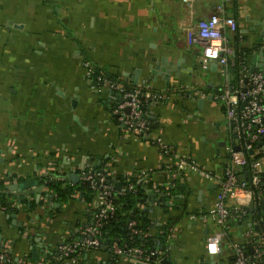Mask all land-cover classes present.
<instances>
[{
    "label": "crops",
    "instance_id": "obj_1",
    "mask_svg": "<svg viewBox=\"0 0 264 264\" xmlns=\"http://www.w3.org/2000/svg\"><path fill=\"white\" fill-rule=\"evenodd\" d=\"M222 3L238 21V30L226 33L230 60L238 52L249 69L264 62V46L259 54L253 47L263 28L256 21L264 20V0H0V180L8 185L41 177L50 167L61 176L80 175L83 168L110 162L117 175L145 170L164 184L165 156L118 124L112 115L115 95L107 86L92 87L84 63L132 85L136 77L138 84L150 80L155 90L169 93L147 109L152 134L211 174H184L191 188L186 213L180 201L161 203L158 195L149 196L153 223H176L169 242L173 264H233L232 244L249 247L246 224L229 219L220 249L212 253L207 245L218 227L202 214L213 205L231 161L227 147L237 146L225 105L214 97L232 81L234 70L214 61L204 68L203 48L187 42V28ZM163 59L171 64L170 82L163 70L152 72L166 67ZM252 155L264 172V144ZM227 202L236 205V199ZM98 205L97 196L92 202L75 196L62 206L50 200L33 210L21 204L0 215V237L14 264H134L105 248H85L74 260L58 257L61 245L83 241L80 230L92 223ZM262 205L264 210V190ZM246 206L253 207L251 201ZM256 219L248 217V226Z\"/></svg>",
    "mask_w": 264,
    "mask_h": 264
},
{
    "label": "built area",
    "instance_id": "obj_2",
    "mask_svg": "<svg viewBox=\"0 0 264 264\" xmlns=\"http://www.w3.org/2000/svg\"><path fill=\"white\" fill-rule=\"evenodd\" d=\"M182 1L190 4L194 0ZM217 9L218 11L208 18L199 20L195 27L187 28L188 44L203 48L204 68L208 67V61H214L227 67L233 53L226 33L238 30L237 18L227 14L223 3L219 4ZM84 65L87 77L95 90L101 91L107 86L113 94L115 93L112 115L126 133L149 140L165 156L160 169L166 173L167 182L162 185L155 183L151 173L145 170L137 173L136 182L152 181V189L149 191L158 195L163 187L167 191L169 190L171 177L184 175L187 171L206 177L211 176L195 159L177 154L161 136L152 134L153 127L145 105L150 101H165L169 98V93L155 90L150 80H144L141 84L136 85L135 89L129 90L122 80L107 78L104 69L92 65L89 61H85ZM102 82L105 83L102 84ZM214 97L225 105L228 126L234 135L235 144L240 147L239 150H235L233 145L227 147L231 161L218 181V191L213 205L208 212L202 214V218H209L218 227V231L210 238L207 246L209 248L210 244H216L217 251H219L222 238L227 233L229 219H241L245 215V209L248 208L246 204L249 201L253 207L262 204L263 190L255 191L256 188H259L261 181H264V178L262 179L264 172L260 161L254 160L250 163L251 184L255 189L250 187L246 180L241 179L238 173L248 164L249 151L255 149L260 138L264 135V72L261 70L252 71L243 65L239 71L238 82L236 84L229 82ZM127 108L130 110L127 111ZM51 170L53 167L45 170L44 173L47 174ZM80 175V180L88 181L94 188L99 189V193L96 195L99 198V205L92 218V223L80 230L84 242L61 245L58 257L74 260L81 255L85 248H106L113 255L133 263L166 264L163 261L170 258L169 244L163 250L146 251L137 246L123 247L117 239L109 245L101 240V228L115 211L114 197L118 192L135 189V185L130 179L133 172L125 174L128 185H122L120 190H117L115 185V182L120 179L116 176V171L110 162H106L98 170L83 168ZM57 177L65 179L63 176ZM74 196L79 197L80 194L77 192ZM229 198L236 199L234 208L229 206L227 202ZM44 199L47 201V198ZM148 202H150L148 199L144 202L140 201L139 205L144 207ZM259 222L264 227V218L256 219V224ZM130 225L134 227L136 221L132 220ZM134 231L135 233L139 232L137 229ZM169 231L168 241H171L177 231L176 225L171 226ZM145 235H149V233ZM246 236L250 241L251 249L246 250L242 245L233 243V264H262L264 261V232L258 233L250 227L246 229ZM8 249L9 246L6 245L4 253L0 254V264L4 259H7Z\"/></svg>",
    "mask_w": 264,
    "mask_h": 264
},
{
    "label": "trees",
    "instance_id": "obj_3",
    "mask_svg": "<svg viewBox=\"0 0 264 264\" xmlns=\"http://www.w3.org/2000/svg\"><path fill=\"white\" fill-rule=\"evenodd\" d=\"M232 60V61H231ZM229 60V65L234 70V76L231 81V84H236L239 78V71L245 63L241 60L238 52L235 53L234 58ZM107 78L117 79V77L105 70ZM122 81L125 83L126 88L129 90L135 89V85L127 83L124 79ZM105 82H102L104 84ZM115 94V93H114ZM158 101H150L145 105V110L147 111L148 107L153 103ZM152 127L154 125L152 123ZM258 157L248 153V164H246L242 170L238 173L241 179H244L248 182L249 186L253 187L251 184L250 178V163L254 160H257ZM108 161V159H106ZM114 167V164H113ZM101 166H96L95 169H99ZM246 171V176L244 172ZM139 171L133 172L131 176V181L135 185V189L125 190L123 192H118L113 199L115 206V211L113 215L103 224L101 228V240L106 245H109L113 240L117 239L121 246H137L146 251L153 250H163L168 247L170 241H168L169 228L173 225H176L175 221H167L166 223L155 225L153 223L154 211L150 209L149 204L146 203L144 207L139 205L141 199L149 197V190L152 189V181H143L142 183L136 182V175ZM57 176H61L59 169L51 170L47 174L42 175L46 188L49 190L53 197L50 198L46 196V192L43 193V197L47 198V201L43 199L40 202L35 200H23L22 204L27 207L28 210L35 209L38 205L47 204L50 200L57 201L61 206L65 204L70 198L75 197L74 195L78 192L80 198L86 200L87 202H92L96 195L99 193V189L93 187L88 181L80 180L77 184L72 183L67 178L60 179ZM122 185H128L127 177L124 174L116 175ZM152 176V175H151ZM112 178V177H111ZM264 176L262 177V179ZM14 179V176L10 178ZM168 180V179H167ZM7 187L4 179L0 180V215L7 214V212H13L17 210L13 199L10 198L8 194L4 191ZM264 190V181H261L259 188H256L255 191ZM191 195V188L189 187L187 179L184 175H177L176 177L170 178V188L167 191L164 187L161 189V192L158 194L159 202H166L168 198H173L175 201H180V208L183 212H187L188 199ZM173 201V203H175ZM164 206V205H163ZM263 205L259 204L254 207L251 211L249 208L245 209V215L241 219H234L239 222V224H246V229L253 228L256 232H264V227L259 223L253 224V226H248L247 220L248 217L253 216L259 220V218H264V210L262 209ZM4 211V212H3ZM198 213V211H195ZM132 220L136 221V225L133 227L130 225ZM134 229L139 230L135 233ZM149 233V235H145ZM6 244L1 241L0 244V254L4 253ZM106 249V248H105ZM246 250L251 249V244L249 247L245 248ZM109 251L108 249H106ZM8 257L4 259L1 264H14L13 257L11 255L10 249L7 250ZM60 260H67L66 258ZM53 261V260H52ZM53 264H56L53 261ZM264 264V261L263 263Z\"/></svg>",
    "mask_w": 264,
    "mask_h": 264
},
{
    "label": "water",
    "instance_id": "obj_4",
    "mask_svg": "<svg viewBox=\"0 0 264 264\" xmlns=\"http://www.w3.org/2000/svg\"><path fill=\"white\" fill-rule=\"evenodd\" d=\"M262 26V31L261 33H258L257 39H256V43H254L253 47L256 50V53L259 54L261 51V48L264 46V20H257L256 21V26ZM254 31L257 33V29L255 28ZM253 52V51H252ZM164 60V65H166V67H160V66H156L154 69H152V72L157 75L160 73L159 70H163V76H164V80L166 82H170V70L168 69L167 66L171 65L170 62H168V59L165 63V59ZM162 60V61H163ZM215 64L217 65V63L215 62ZM252 67H250V69L252 71H256L257 69L262 70V72H264V62H260V63H256L254 65H251ZM137 75V73H136ZM137 77L135 78V85L138 84L137 81ZM130 108H127V111H129ZM259 145H263L264 144V135L260 138V141L258 143ZM240 147L236 146L235 150H239ZM250 154H254V150L249 151ZM65 178H67L69 181L73 182L74 184H77L80 181V175L75 174L74 172H70L67 176L63 175ZM15 180V179H14ZM116 188L117 190L121 189L122 186V182L120 180H118L117 182H115ZM6 194H8L10 196L11 199H13L15 206H21L22 204V200L23 198H27L30 196L35 195V200L36 202H40L42 195L44 192H46V196H49L50 198L53 197V194H51L49 192V190L46 188V184L43 181L42 177H30V178H26L23 181H20V178L18 180H16L15 182L8 184L5 191ZM149 196L150 197H155V193L154 192H150L149 191ZM147 199H141V202H144ZM249 209L252 211L254 209V207H249ZM28 210V209H27ZM4 212V211H3ZM10 215H8L9 217ZM13 217H15L16 215H12ZM20 226L22 227L23 225L20 223ZM2 238L0 237V244H1ZM84 242V239L83 241ZM166 264H173V261L168 258V259H164L163 261ZM134 264H150V263H142V262H136Z\"/></svg>",
    "mask_w": 264,
    "mask_h": 264
},
{
    "label": "clouds",
    "instance_id": "obj_5",
    "mask_svg": "<svg viewBox=\"0 0 264 264\" xmlns=\"http://www.w3.org/2000/svg\"><path fill=\"white\" fill-rule=\"evenodd\" d=\"M209 250L210 252L215 253L218 250L216 244H210Z\"/></svg>",
    "mask_w": 264,
    "mask_h": 264
}]
</instances>
